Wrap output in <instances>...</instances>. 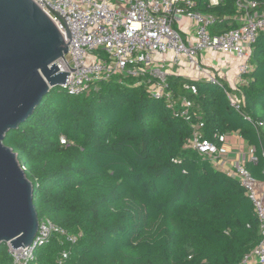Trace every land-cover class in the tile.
I'll return each mask as SVG.
<instances>
[{"label":"trees","instance_id":"obj_1","mask_svg":"<svg viewBox=\"0 0 264 264\" xmlns=\"http://www.w3.org/2000/svg\"><path fill=\"white\" fill-rule=\"evenodd\" d=\"M195 0L194 10L224 18L223 33L238 28L237 0ZM255 2L264 11V0ZM253 71L237 89L169 76L175 98L194 103L202 137L221 149L239 134L255 150L247 170L264 182V33L254 46ZM138 79L118 76L71 96L53 89L33 116L4 144L18 155L34 187L40 221L73 235L38 249V264H241L261 240L260 222L240 181L190 148L191 126ZM196 86L192 94L186 86ZM229 94L242 101L237 111ZM65 141L63 143L62 141ZM0 264H13L9 246Z\"/></svg>","mask_w":264,"mask_h":264},{"label":"built area","instance_id":"obj_2","mask_svg":"<svg viewBox=\"0 0 264 264\" xmlns=\"http://www.w3.org/2000/svg\"><path fill=\"white\" fill-rule=\"evenodd\" d=\"M32 1L50 18L68 45V55L57 64L61 72L70 73L64 85L69 95L80 96L97 83L118 76L136 78L138 86L149 87L153 98L165 100L173 114L191 126L194 133L190 148L217 165L220 149L202 137L200 129L204 124L194 122L197 115L193 101L185 96L175 98L169 91L167 78L180 76L179 70L190 69L204 75L191 80L217 84L222 78L209 72L205 60L215 61V55L222 54L225 63L222 68L231 69L228 57L236 60L235 89L244 84L245 75L253 71L254 46L264 33V11H259L257 3L237 0L238 28L218 33L217 28L225 19L194 10L195 0ZM211 2L218 4L217 0ZM186 88L192 94L198 93L194 85ZM229 99L231 106L240 111L239 97L229 94ZM260 126L264 128L263 124ZM226 140V136L221 137L222 143ZM250 161H257L255 150L251 151ZM246 163H237L230 175L240 181L253 203L260 222L261 240L241 264H264V197L259 194L258 182L247 170ZM55 238L63 245L73 246L79 241V236L51 220H41L30 247L9 246L13 264H38V249ZM70 257L71 251L66 249L56 264H68Z\"/></svg>","mask_w":264,"mask_h":264},{"label":"water","instance_id":"obj_3","mask_svg":"<svg viewBox=\"0 0 264 264\" xmlns=\"http://www.w3.org/2000/svg\"><path fill=\"white\" fill-rule=\"evenodd\" d=\"M68 52L57 27L32 0H0V247L28 248L38 234L33 184L4 141L53 89H64L70 73L57 62Z\"/></svg>","mask_w":264,"mask_h":264},{"label":"crops","instance_id":"obj_4","mask_svg":"<svg viewBox=\"0 0 264 264\" xmlns=\"http://www.w3.org/2000/svg\"><path fill=\"white\" fill-rule=\"evenodd\" d=\"M230 59L229 64L231 69L222 68L225 64L224 56L222 54L215 55V61L213 59L205 60L211 73L218 75L222 80L232 89L236 88V60L233 57ZM216 62V63H215ZM238 62V61H237ZM217 65L218 68L210 66ZM213 67V68H212ZM210 73V74H211ZM208 74V73H207ZM178 75L193 79L195 77H203L190 69L179 70ZM226 142L223 143L220 149V156L217 159V166L220 170L227 172L229 175L232 172L234 166L240 161L249 162L251 160V151L254 150L253 146L249 145L239 134H227ZM257 189L261 197H264V182L257 181Z\"/></svg>","mask_w":264,"mask_h":264},{"label":"rangeland","instance_id":"obj_5","mask_svg":"<svg viewBox=\"0 0 264 264\" xmlns=\"http://www.w3.org/2000/svg\"><path fill=\"white\" fill-rule=\"evenodd\" d=\"M96 54H99V53H96Z\"/></svg>","mask_w":264,"mask_h":264}]
</instances>
